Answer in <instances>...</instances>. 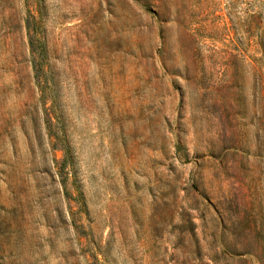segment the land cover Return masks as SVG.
I'll return each instance as SVG.
<instances>
[{
  "label": "rangeland",
  "instance_id": "obj_1",
  "mask_svg": "<svg viewBox=\"0 0 264 264\" xmlns=\"http://www.w3.org/2000/svg\"><path fill=\"white\" fill-rule=\"evenodd\" d=\"M0 264H264V0H0Z\"/></svg>",
  "mask_w": 264,
  "mask_h": 264
}]
</instances>
